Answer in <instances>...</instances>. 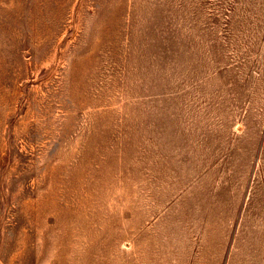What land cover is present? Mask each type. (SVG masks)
I'll list each match as a JSON object with an SVG mask.
<instances>
[{
	"label": "rangeland",
	"instance_id": "obj_1",
	"mask_svg": "<svg viewBox=\"0 0 264 264\" xmlns=\"http://www.w3.org/2000/svg\"><path fill=\"white\" fill-rule=\"evenodd\" d=\"M0 264H264V0H0Z\"/></svg>",
	"mask_w": 264,
	"mask_h": 264
}]
</instances>
